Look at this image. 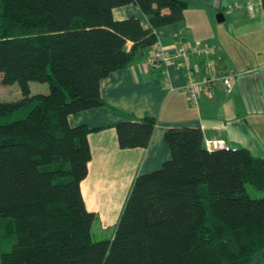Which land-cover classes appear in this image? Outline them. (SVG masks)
<instances>
[{
  "label": "trees",
  "instance_id": "obj_1",
  "mask_svg": "<svg viewBox=\"0 0 264 264\" xmlns=\"http://www.w3.org/2000/svg\"><path fill=\"white\" fill-rule=\"evenodd\" d=\"M189 1L0 0L2 84L22 97L0 103V264H253L264 254V197L247 189L264 193V159L209 152L188 126L165 132L169 159L134 178L113 235L92 237L96 214L81 183L96 129L68 118L105 106L101 81L148 54L155 31L182 23ZM131 5L147 28L115 19ZM33 82L48 93L32 95ZM154 127L150 118L117 123L119 148H146Z\"/></svg>",
  "mask_w": 264,
  "mask_h": 264
},
{
  "label": "crops",
  "instance_id": "obj_2",
  "mask_svg": "<svg viewBox=\"0 0 264 264\" xmlns=\"http://www.w3.org/2000/svg\"><path fill=\"white\" fill-rule=\"evenodd\" d=\"M245 5H253L254 11L249 12ZM220 12L224 17L222 23L229 21L228 33L221 31L222 23L216 21ZM113 13L117 20L134 17L148 27L147 18L135 6L122 7ZM155 33L157 40L171 52L177 44L191 46L207 41L215 45L218 48L215 58H220L215 62V72H233L235 77L230 91L217 84L212 90L199 93L197 104L193 105L184 89V69L178 65L169 67V87L160 72L147 70L143 64L145 54L101 81L100 98L105 106L68 118L71 126L96 129L87 137L91 160L87 177L81 183V193L86 209L101 218V229L104 218L115 225L134 178L159 170L169 159V148L164 140L169 128H199L204 141L223 140L228 148L235 149L234 145L243 142L242 137L233 134L236 124H240L239 131L246 130V126L240 121L244 111L235 107L232 95L240 91L247 96L249 105L255 106L249 95L255 92L253 86L261 89V84L264 85V15L259 0H212L209 3L190 0L182 23ZM191 64L196 78H201V60L193 58ZM251 71L248 76L247 72ZM245 84H249L251 90ZM144 118L155 121L149 145L120 149L115 125Z\"/></svg>",
  "mask_w": 264,
  "mask_h": 264
},
{
  "label": "rangeland",
  "instance_id": "obj_3",
  "mask_svg": "<svg viewBox=\"0 0 264 264\" xmlns=\"http://www.w3.org/2000/svg\"><path fill=\"white\" fill-rule=\"evenodd\" d=\"M219 27L223 29V30L221 29V31L228 33L229 21L226 20V22L220 24ZM260 62L263 61H257V63ZM259 70L256 71L257 75L259 73ZM252 71L250 73L247 72V75L253 73ZM261 74H263V72H261ZM245 86H247L248 89L251 88L249 84H245ZM261 86H262L261 89H257V87L253 86L255 92L253 93V96L249 95L250 99L252 98V100L250 101L256 103L255 106L252 105L250 106L247 101V96H243L240 91H237V93L234 96L232 95L233 97L232 100L235 107L244 111V116L243 117L241 116L240 121L246 126V130L239 131L238 125L240 124H236V129L234 130L233 134L237 138L242 137L243 142L240 143L241 145H234L233 147L235 149L242 148L248 150L251 156L256 159H264V85L261 84ZM30 90L32 95L47 94L48 86L46 84L33 82L30 84ZM21 98L22 97L19 86L16 83L12 85H3L2 75L0 74V103L15 102ZM247 111H249L248 115L246 114ZM247 189H248V194L252 198L264 197L263 192H258L250 187H247ZM99 219L101 218L100 217L98 218L97 216L93 223V227H92L93 239L101 240V239L110 238L114 232V225H112V221H109V219L104 218L105 219L103 222L104 228L101 229V224H100L101 221ZM253 264H264V254L258 255L254 260Z\"/></svg>",
  "mask_w": 264,
  "mask_h": 264
},
{
  "label": "built area",
  "instance_id": "obj_4",
  "mask_svg": "<svg viewBox=\"0 0 264 264\" xmlns=\"http://www.w3.org/2000/svg\"><path fill=\"white\" fill-rule=\"evenodd\" d=\"M247 10L252 12L253 6H247ZM217 47L210 44H196L193 47H187L183 44H177L171 52L166 49L160 41L152 46L147 56L143 60L145 67L149 71H158L161 74L165 85L170 87L168 69L172 65H178L184 69L185 86L184 89L188 95L189 101L194 105L197 104L198 95L201 92L212 90L217 84L222 85L227 91H230L235 74L227 72L220 74L215 72V62L220 58L214 59L217 54ZM205 58L203 64V75L196 78L195 70L191 64L192 58ZM206 150L209 152L228 149L223 140L205 141Z\"/></svg>",
  "mask_w": 264,
  "mask_h": 264
},
{
  "label": "water",
  "instance_id": "obj_5",
  "mask_svg": "<svg viewBox=\"0 0 264 264\" xmlns=\"http://www.w3.org/2000/svg\"><path fill=\"white\" fill-rule=\"evenodd\" d=\"M216 21L217 23H222L224 21V17L221 13L216 15Z\"/></svg>",
  "mask_w": 264,
  "mask_h": 264
}]
</instances>
